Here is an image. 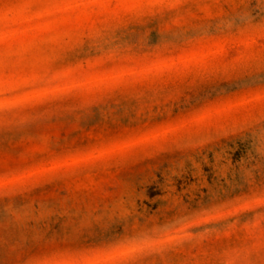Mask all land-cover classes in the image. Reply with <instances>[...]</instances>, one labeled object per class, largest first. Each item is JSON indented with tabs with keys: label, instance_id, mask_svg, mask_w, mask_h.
<instances>
[{
	"label": "rangeland",
	"instance_id": "1",
	"mask_svg": "<svg viewBox=\"0 0 264 264\" xmlns=\"http://www.w3.org/2000/svg\"><path fill=\"white\" fill-rule=\"evenodd\" d=\"M262 68L264 0H0V264H264Z\"/></svg>",
	"mask_w": 264,
	"mask_h": 264
},
{
	"label": "snow or ice",
	"instance_id": "2",
	"mask_svg": "<svg viewBox=\"0 0 264 264\" xmlns=\"http://www.w3.org/2000/svg\"><path fill=\"white\" fill-rule=\"evenodd\" d=\"M242 87L245 90H250L255 93L259 91V99L261 106L264 107V68L258 76H254L243 82ZM237 196L245 199H253L257 196L264 199V181L257 182L255 186L249 184H244L241 191L236 193ZM6 203V201H5ZM247 219V217H245ZM135 244L134 241L126 238L125 234H121L118 238H109L105 242L98 244L96 247L92 248L90 252L85 253L91 256H107L112 260V264H125V262L120 259L122 255V249L126 247H132ZM73 255H80V252L76 249L70 250ZM44 253L36 252L34 255H43ZM79 264V262H75ZM89 264H100L99 260H92ZM169 264H181V262L174 257H169Z\"/></svg>",
	"mask_w": 264,
	"mask_h": 264
}]
</instances>
